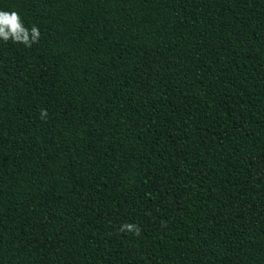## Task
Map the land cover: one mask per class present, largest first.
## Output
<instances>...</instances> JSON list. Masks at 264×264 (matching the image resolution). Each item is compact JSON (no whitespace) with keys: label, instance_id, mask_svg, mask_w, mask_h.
Returning a JSON list of instances; mask_svg holds the SVG:
<instances>
[{"label":"trees","instance_id":"obj_1","mask_svg":"<svg viewBox=\"0 0 264 264\" xmlns=\"http://www.w3.org/2000/svg\"><path fill=\"white\" fill-rule=\"evenodd\" d=\"M0 10V264H264V0Z\"/></svg>","mask_w":264,"mask_h":264},{"label":"clouds","instance_id":"obj_2","mask_svg":"<svg viewBox=\"0 0 264 264\" xmlns=\"http://www.w3.org/2000/svg\"><path fill=\"white\" fill-rule=\"evenodd\" d=\"M40 35V30L35 25L31 28L25 27L18 12L0 10V40L3 42L11 41L14 44L19 43L30 48L39 42ZM40 116L41 119H46L47 111L42 109ZM118 231L131 233L134 236L141 234V228L134 223H124Z\"/></svg>","mask_w":264,"mask_h":264}]
</instances>
